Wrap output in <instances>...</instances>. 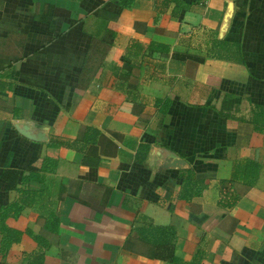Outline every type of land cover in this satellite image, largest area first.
Returning <instances> with one entry per match:
<instances>
[{
	"label": "crops",
	"instance_id": "0c3cea01",
	"mask_svg": "<svg viewBox=\"0 0 264 264\" xmlns=\"http://www.w3.org/2000/svg\"><path fill=\"white\" fill-rule=\"evenodd\" d=\"M178 1L0 0V174L34 191L0 178V211L18 205L3 222L22 231L0 264H168L150 223L180 260L264 264V127L249 119L260 104L264 124V0ZM212 38L242 61L209 55ZM44 156L53 168L20 182ZM240 157L260 166L223 207Z\"/></svg>",
	"mask_w": 264,
	"mask_h": 264
},
{
	"label": "trees",
	"instance_id": "16d2710c",
	"mask_svg": "<svg viewBox=\"0 0 264 264\" xmlns=\"http://www.w3.org/2000/svg\"><path fill=\"white\" fill-rule=\"evenodd\" d=\"M175 3H181L178 0H174ZM208 54L211 56H216L225 59H234L236 61H242V55L240 52L239 44L235 41H228L223 38H212L211 46L208 50ZM174 55V54H173ZM189 54H180L179 57L185 58ZM199 60L202 57H197ZM253 107L258 108V111L251 116L250 122L253 124V129L257 131H261L263 129V122L261 121V116L263 114V106L260 104H253ZM96 131H93V134ZM91 140L94 137L90 138ZM60 142V141H58ZM65 144H73L70 142L62 141ZM54 144V143H53ZM54 166V159L44 156L42 157L40 163L38 165H30L28 166L27 173L21 174L19 177L20 182H26L30 179L33 180H41V175L39 171L44 170H51ZM260 164L257 160L248 157H240L232 161L231 170L229 177L221 178L218 180V204L223 207L231 206L238 198L239 194L235 192L232 188L233 182H240L245 186H249L253 183L254 177L258 171ZM18 175V170L16 169H4L1 174L0 178L4 181L5 189L14 188L16 190L25 191L28 193H34L33 190H27V188H20V186H16V179ZM27 198L26 195L19 196V200H25ZM13 209H18V205L15 202L8 203L7 206L1 208L0 211V231L3 232V236L0 240V248H2V255H4V251L8 248V246L12 242H16L19 240L21 230L10 227L3 222V218L9 215V207ZM167 227L158 226L153 224H148L146 226L147 233L150 234L151 241L154 243L155 250L154 255L161 259L167 261L168 264H198L195 257L190 259L189 261H183L177 258L174 254V245L170 242L169 238H164V233L166 232ZM140 233H142V229H138ZM198 259V258H197Z\"/></svg>",
	"mask_w": 264,
	"mask_h": 264
}]
</instances>
